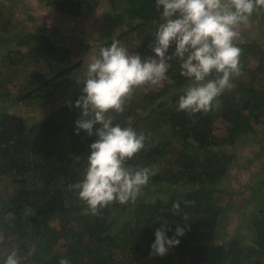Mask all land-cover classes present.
<instances>
[{
    "label": "trees",
    "instance_id": "1",
    "mask_svg": "<svg viewBox=\"0 0 264 264\" xmlns=\"http://www.w3.org/2000/svg\"><path fill=\"white\" fill-rule=\"evenodd\" d=\"M39 1L69 16L90 14L100 5V0ZM125 2L133 8L129 17L140 24L125 19L122 13L119 17L127 20V29L104 39L99 49L113 41L125 47V38L134 34L140 45L129 52L141 57L153 55L149 45L156 28L153 32L148 28L149 22L156 25L155 18H159L154 13L155 0ZM5 14V4L0 1V33L10 34L15 25L11 24V14ZM251 17L264 19V10ZM14 38V51L0 56V100L7 102L50 97L57 84L82 63L90 43L84 42L85 50L81 51L79 47L57 44L43 33L14 32ZM235 44L242 49L240 60L246 79L244 75L233 78L235 87L219 98L218 109L194 115L177 111L179 96L188 81L173 61L167 75L174 84L138 88L127 98L123 113H111L114 124L146 135L145 148L129 164L155 165L159 171L144 187L147 194L138 196L135 203L110 205L97 216L84 215L85 205L68 187L83 179L89 145L95 139L83 130L75 134V122L80 118L75 102L86 77L71 101L29 124L23 116L0 108V181H6L0 189V264L11 251L23 257L33 246L36 251L26 264H56L53 257L57 262L66 258L70 264H145L155 231L164 221L171 229L166 232L169 238L177 225L185 229V234L177 237L178 246L160 257V264H202L210 250H217L218 260L228 254V264H264L262 177L254 191L258 190V195L250 214L249 240L225 252L222 247L212 248L215 230L225 219L228 204L227 200L223 205L220 202L219 184L235 160L228 147L253 134L255 123L264 116V44ZM40 62L53 72L37 68ZM216 121L224 124V132H215ZM96 127L99 125L94 131ZM177 202L180 210L175 213L172 205ZM56 217L63 220L57 242L50 238ZM84 235L95 245L83 244Z\"/></svg>",
    "mask_w": 264,
    "mask_h": 264
},
{
    "label": "clouds",
    "instance_id": "2",
    "mask_svg": "<svg viewBox=\"0 0 264 264\" xmlns=\"http://www.w3.org/2000/svg\"><path fill=\"white\" fill-rule=\"evenodd\" d=\"M155 9L159 19L149 45L153 55L141 57L113 41L101 47L87 64L82 94L75 102L80 110L75 134L83 130L95 139L89 145L83 179L68 186L85 205L84 215H100L113 204L135 203L159 171L155 165L129 164L145 148L146 135L114 124L111 113H123L127 98L138 88L174 84L167 75L173 61L188 81L177 111L194 115L218 109L219 98L235 87L233 78L242 75V49L234 43L240 37L237 29L246 25L254 12L264 10V0H155ZM172 208L178 213L179 202ZM161 224L150 245V256H165L179 245L177 237L185 234V229L177 225L169 238L168 222ZM35 251L33 246L22 257L13 250L3 264H26ZM58 264L70 261L61 258Z\"/></svg>",
    "mask_w": 264,
    "mask_h": 264
},
{
    "label": "rangeland",
    "instance_id": "3",
    "mask_svg": "<svg viewBox=\"0 0 264 264\" xmlns=\"http://www.w3.org/2000/svg\"><path fill=\"white\" fill-rule=\"evenodd\" d=\"M0 1L5 4L7 13L11 14V24L15 25V30L10 34L0 33V56L12 50L15 39L14 32L16 34L24 31L48 34L57 44L69 48L79 47L81 51L85 50L83 43L90 42L89 47L82 55V63L57 84L50 97L9 102L0 100V108L4 107V109H9L13 113L23 116L28 124L46 117L61 105L71 101L75 90L86 77L87 64L92 57L98 55L100 44L104 39L125 31L127 29L126 18L133 23L140 24V21L129 17V12L133 8L125 0H100L98 8L91 11L90 14L81 16H69L64 11L54 10L39 0H11L10 3L6 0ZM122 13L125 15V19L119 17ZM154 13L156 14L157 11L155 10ZM260 20V18L250 17L246 25H241L237 29L240 32V37L234 43L256 41L264 44V19ZM149 24L150 28L148 29L153 32L156 25L154 22H149ZM137 32L143 35V31L138 30ZM124 42L128 50L135 49L140 45V41L134 34L125 38ZM37 68H44L45 71L53 72L52 68L44 67L41 62ZM244 79H246L245 75L243 76ZM224 128L222 122H215L214 130L216 133L224 132ZM228 151L235 154V160L228 176L219 184V190H222L219 195L220 202L223 205L227 200L228 204L224 210L225 219H221L219 222L212 242V248L222 247L224 252L233 249L235 245L245 244L250 237L249 219L256 206L255 197L258 195V190L254 191L258 186L260 177L264 178V116L261 121L255 123L253 134L243 136L234 145L229 146ZM5 184L6 181H0V189ZM145 192L147 189L143 188L139 196L147 194ZM51 225L50 238L57 242L63 229V220L56 217ZM81 241L83 244L95 245L94 241L86 235ZM210 251L207 260L202 264H228V254L218 260L217 250ZM53 258V262L58 264L57 258ZM160 262L159 256H150L145 264H160Z\"/></svg>",
    "mask_w": 264,
    "mask_h": 264
}]
</instances>
